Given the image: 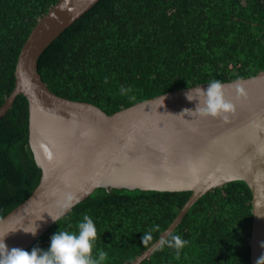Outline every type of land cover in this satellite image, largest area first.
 Wrapping results in <instances>:
<instances>
[{
	"label": "trees",
	"instance_id": "obj_1",
	"mask_svg": "<svg viewBox=\"0 0 264 264\" xmlns=\"http://www.w3.org/2000/svg\"><path fill=\"white\" fill-rule=\"evenodd\" d=\"M58 0H0V106L15 87L23 44ZM38 70L54 93L112 114L154 96L264 71V0H99L41 54ZM123 89V91H122ZM29 144L28 99L0 119V220L41 178ZM192 191L97 188L26 250L46 249L58 230L87 214L104 264H129L174 220ZM252 191L244 180L212 189L176 230L179 251L161 245L141 264H251ZM151 238L142 242L143 234Z\"/></svg>",
	"mask_w": 264,
	"mask_h": 264
},
{
	"label": "water",
	"instance_id": "obj_2",
	"mask_svg": "<svg viewBox=\"0 0 264 264\" xmlns=\"http://www.w3.org/2000/svg\"><path fill=\"white\" fill-rule=\"evenodd\" d=\"M98 1L58 0L22 46L15 87L0 106V119L19 95L28 99L29 144L42 173L30 196L0 220V238L7 234L8 249L26 250L55 223L50 216L60 219L99 187L192 191L159 238L129 263L141 264L200 197L244 180L252 191L251 264H264V71L222 82L224 99L234 106L227 119L195 112L204 100L198 90L208 83L169 91L112 114L62 97L43 81L38 59ZM190 91L192 100L186 95ZM37 226L35 236L23 231Z\"/></svg>",
	"mask_w": 264,
	"mask_h": 264
},
{
	"label": "clouds",
	"instance_id": "obj_3",
	"mask_svg": "<svg viewBox=\"0 0 264 264\" xmlns=\"http://www.w3.org/2000/svg\"><path fill=\"white\" fill-rule=\"evenodd\" d=\"M222 89V82L219 79H212L206 89L198 90L203 93L204 100L203 105L197 107L195 112L227 119L234 106L230 101L224 99ZM190 93L191 91L186 94L188 100H192ZM50 217L57 223L56 217ZM38 227L32 231L24 229L23 231L35 236ZM145 235L147 238H151L150 233L143 234L142 242ZM4 237L0 238V264H104L107 256V253L101 249H95L94 252L97 228L93 218L87 214L83 215L75 231L58 230L55 232L50 237L46 249L38 246H34L30 251L16 247L8 249L4 243ZM186 243L187 241L180 235H173L170 239L162 240V245L174 247L177 255Z\"/></svg>",
	"mask_w": 264,
	"mask_h": 264
}]
</instances>
